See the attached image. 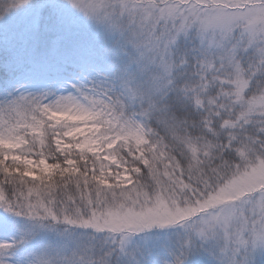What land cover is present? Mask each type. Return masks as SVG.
<instances>
[{
	"label": "snow or ice",
	"instance_id": "6c2138e0",
	"mask_svg": "<svg viewBox=\"0 0 264 264\" xmlns=\"http://www.w3.org/2000/svg\"><path fill=\"white\" fill-rule=\"evenodd\" d=\"M0 264H264V0H0Z\"/></svg>",
	"mask_w": 264,
	"mask_h": 264
}]
</instances>
